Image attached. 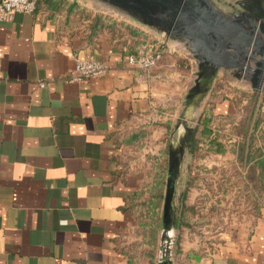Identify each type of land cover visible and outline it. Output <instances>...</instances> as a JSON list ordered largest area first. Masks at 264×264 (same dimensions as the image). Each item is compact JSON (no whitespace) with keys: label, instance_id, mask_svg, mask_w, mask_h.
<instances>
[{"label":"crops","instance_id":"0c3cea01","mask_svg":"<svg viewBox=\"0 0 264 264\" xmlns=\"http://www.w3.org/2000/svg\"><path fill=\"white\" fill-rule=\"evenodd\" d=\"M89 2L37 0L34 12L0 22V264H156L163 202L155 207L152 192L163 179L148 185L135 162L163 108L186 93L195 61L171 53L137 69L127 56L143 33L149 41L159 33ZM75 57L101 60L108 72L67 83ZM224 235L204 255L175 237L172 264H264V210L248 232Z\"/></svg>","mask_w":264,"mask_h":264},{"label":"rangeland","instance_id":"374dc122","mask_svg":"<svg viewBox=\"0 0 264 264\" xmlns=\"http://www.w3.org/2000/svg\"><path fill=\"white\" fill-rule=\"evenodd\" d=\"M87 1L99 11L125 18L102 4L96 7L94 0ZM195 70L196 66L189 87ZM185 94L179 96L176 105L163 108L162 123H157V127L143 137L141 147L146 153L135 164L146 175L148 185L155 181L154 174H159L157 177L162 179V171L166 173L170 130ZM223 103L228 105L227 111L217 113L216 107ZM198 118L201 119L200 126L204 123L205 130L199 134L195 128L191 151L182 165L177 196L182 222L178 223L173 235L178 242L186 236L198 254L204 255L222 243L226 238L224 233L248 232L252 219L264 210V177L260 180L257 171H251L257 152L264 156V93L261 96L260 90L251 89L245 82L219 71L191 112L192 124ZM196 136L201 145L195 141ZM205 138L206 141L215 139L213 141L225 146L226 153H214L217 150L210 148V143L204 142ZM241 146H244L245 157L248 152L255 157L241 161Z\"/></svg>","mask_w":264,"mask_h":264},{"label":"water","instance_id":"95a60500","mask_svg":"<svg viewBox=\"0 0 264 264\" xmlns=\"http://www.w3.org/2000/svg\"><path fill=\"white\" fill-rule=\"evenodd\" d=\"M95 1L123 19L182 42L195 61V77L171 127L168 145L156 264H172L182 165L195 133L191 112L219 71L264 93V0H236L237 8L231 11L214 0Z\"/></svg>","mask_w":264,"mask_h":264},{"label":"built area","instance_id":"2783aa9c","mask_svg":"<svg viewBox=\"0 0 264 264\" xmlns=\"http://www.w3.org/2000/svg\"><path fill=\"white\" fill-rule=\"evenodd\" d=\"M37 0H0V22L9 21L14 13L30 14L36 9ZM180 53L191 56L184 44L177 40L157 35L152 40L142 44L135 53L127 56V62L141 71H149L162 61L166 54ZM74 67L65 75L67 83H79L85 79L98 78L107 74L108 65L98 59L74 58ZM44 81L40 82V86ZM261 96L263 93L260 91Z\"/></svg>","mask_w":264,"mask_h":264},{"label":"trees","instance_id":"16d2710c","mask_svg":"<svg viewBox=\"0 0 264 264\" xmlns=\"http://www.w3.org/2000/svg\"><path fill=\"white\" fill-rule=\"evenodd\" d=\"M128 28H129L130 32H135L137 30V28L134 27L133 25H129ZM142 35H144V39L140 41V44L141 43L144 44L147 41H149V40H147L149 35L144 34V33ZM244 152H245L244 146H241V148H240V160L241 161H244L245 158H246V160H249L250 158L255 157V156L251 157L249 155V152L246 153V157H245ZM255 170L257 171V177L260 180H262V178L264 177V156H262L260 151L257 152L255 163L253 164L252 169H251L252 173H255ZM164 178H165V171L163 170L162 171V179L163 180H161V182H159V184H161V187L157 190H153V192H152V198H153V201L155 203V207H159L161 202H162V198H163L162 194H163L164 183H165Z\"/></svg>","mask_w":264,"mask_h":264}]
</instances>
